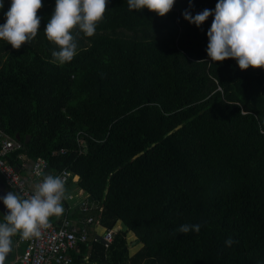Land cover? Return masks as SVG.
<instances>
[{
  "label": "trees",
  "instance_id": "trees-1",
  "mask_svg": "<svg viewBox=\"0 0 264 264\" xmlns=\"http://www.w3.org/2000/svg\"><path fill=\"white\" fill-rule=\"evenodd\" d=\"M217 3L176 0L160 17L108 0L94 36L75 31L65 64L44 33L55 0L38 12L43 46L0 40V130L23 145L9 162L73 173L66 193L82 189L103 227H125L108 250L80 243L73 264L83 252L98 264H264V69L212 62L214 15L200 27L183 16ZM186 224L201 230L179 233ZM128 231L142 244L132 256Z\"/></svg>",
  "mask_w": 264,
  "mask_h": 264
},
{
  "label": "clouds",
  "instance_id": "clouds-1",
  "mask_svg": "<svg viewBox=\"0 0 264 264\" xmlns=\"http://www.w3.org/2000/svg\"><path fill=\"white\" fill-rule=\"evenodd\" d=\"M129 10L148 9L160 17L173 10L176 0H127ZM108 0H55V9L48 20L44 33L47 40L58 47L52 52L59 64L71 62L77 55L76 30L86 36L95 35L97 25L104 19ZM4 0H0L3 9ZM192 0H189V8ZM43 0H11L5 13V23L0 25V40L7 41L19 50L29 44L40 30ZM214 15L207 31V55L212 62L234 59L241 70L264 69V0H218L213 10L204 9L193 16L189 10L183 12L184 19L200 27ZM200 62V61H199ZM212 64V63H210ZM65 181L60 176L46 175L35 186L34 193L24 198L9 191L0 197L8 210L5 222L0 223V264L12 251V237L20 234L24 240L39 237L41 229L49 227L52 216L64 212L62 201L68 199ZM201 225H181L178 232L199 233ZM234 241L229 238L226 246Z\"/></svg>",
  "mask_w": 264,
  "mask_h": 264
},
{
  "label": "built area",
  "instance_id": "built-area-1",
  "mask_svg": "<svg viewBox=\"0 0 264 264\" xmlns=\"http://www.w3.org/2000/svg\"><path fill=\"white\" fill-rule=\"evenodd\" d=\"M82 137V136H81ZM82 151L87 149L86 142L79 140ZM23 145L20 141L11 138L9 135L1 134L0 138V177L10 190L16 191L24 198L30 197L35 190V186L43 180L46 175L60 176L65 181V186L69 182H78L79 177L64 170L55 173L50 170V165L44 160H39L31 164L28 176L22 174L26 171L24 157H20L21 166H15L8 160L13 153L22 151ZM64 154V152H63ZM27 172V171H26ZM69 200H74L77 195L71 194ZM83 199V198H82ZM80 202V210L86 216L84 221L75 223L67 211L58 222L49 219V227L41 229L39 237L29 240L20 238L18 246L24 249L16 250V256L5 264H73L72 251H76L80 243L88 241L87 224L99 222V217L92 214L97 209L96 204L89 199ZM64 201V200H63ZM62 201V204H63ZM102 244L108 250L114 241V229H107L101 237Z\"/></svg>",
  "mask_w": 264,
  "mask_h": 264
},
{
  "label": "crops",
  "instance_id": "crops-1",
  "mask_svg": "<svg viewBox=\"0 0 264 264\" xmlns=\"http://www.w3.org/2000/svg\"><path fill=\"white\" fill-rule=\"evenodd\" d=\"M25 158V157H24ZM25 163L27 165V168H26V171H23L22 174L25 175V176H28L29 175V172H30V169H31V162H29V160H27L26 158L24 159ZM1 179V178H0ZM6 187V186H5ZM6 190L9 192V191H13L15 193H17L16 191L14 190H10L8 187H6ZM77 188H75L72 192H69V193H66V195L69 197L71 194H76L78 197H76L74 200H69V199H64V202L62 204L63 208H64V212L60 215V216H52L51 217V220L55 221V222H58L60 220V218L67 212L69 211V214H70V217L72 218V220L75 222V223H79L81 224L84 219H85V215L84 213L81 212L80 210V202H81V199L84 200V199H89L88 196H81V193L77 194ZM18 194V193H17ZM94 215V214H93ZM96 216V215H95ZM5 222V221H4ZM100 227H103L100 222H94V223H91V224H87V229H88V241H99L101 240V237L103 236V234L105 233V227L104 228V233H101L100 232ZM16 237V235H14ZM14 236L12 237V242H13V238ZM19 244V237L16 238V244H14L13 242V247H14V251L16 249H22L23 246H18ZM141 249V248H140ZM139 249V250H140ZM138 250V251H139ZM77 254H81L82 252L80 251L79 247L77 248V250L75 251ZM78 255V256H79ZM80 264H98L96 262H92L90 261V254L89 253H85L83 252V258L81 259V262Z\"/></svg>",
  "mask_w": 264,
  "mask_h": 264
},
{
  "label": "rangeland",
  "instance_id": "rangeland-1",
  "mask_svg": "<svg viewBox=\"0 0 264 264\" xmlns=\"http://www.w3.org/2000/svg\"><path fill=\"white\" fill-rule=\"evenodd\" d=\"M80 37H81V39H85V34L83 33V32H81V34H80ZM43 41H44V39H42V38H38L37 36L30 42L31 44H35V45H40V46H43V45H41L42 43H43ZM50 43H52V42H50ZM0 45H1V43H0ZM54 50H58V47L56 46V47H54L53 48V51ZM51 53H52V49H51ZM1 134H5L4 132H2L1 130H0V138H1ZM5 135H7V134H5ZM85 134H82V137H81V140L83 139V136H84ZM14 139V138H13ZM16 139V138H15ZM17 140V139H16ZM18 141V140H17ZM21 142V141H20ZM87 153V149H85L84 151H82L81 150V148H80V154H86ZM14 154V153H13ZM12 156V155H11ZM10 157V156H9ZM1 178V177H0ZM1 180H2V178H1ZM3 181V180H2ZM74 183H77V182H74ZM5 184V183H4ZM6 186V185H5ZM78 192H77V194H79V193H81V195H80V197L81 196H85V193H84V191L82 190V189H79V190H77ZM78 197V196H77ZM64 202V201H63ZM94 202V201H93ZM95 203V202H94ZM95 210V209H94ZM95 215V214H94ZM0 217L2 218L3 216L2 215H0ZM2 221H3V223H4V221H5V219H4V217L2 218ZM107 229H114V237H115V235H116V232L120 229V230H124L125 229V227H124V225L121 223V222H118L117 223V225H116V227H114V228H105V231L107 230ZM100 232L101 233H104V228L103 227H100ZM16 238H17V234H16V237L14 236V238H13V242H14V244H16ZM21 238V237H20ZM20 238H19V240H20ZM127 242H128V247H127V253L128 254H131V256L133 255V254H135L141 247H142V244H137V242H136V237H135V234L133 233V232H131V231H128V233H127ZM88 242V241H87ZM111 248V247H110ZM110 248H108V249H110ZM17 250V249H16ZM16 250L14 251V249H13V255H12V258L8 261V262H10V261H12L13 259H14V256H16ZM7 263V262H6Z\"/></svg>",
  "mask_w": 264,
  "mask_h": 264
},
{
  "label": "water",
  "instance_id": "water-1",
  "mask_svg": "<svg viewBox=\"0 0 264 264\" xmlns=\"http://www.w3.org/2000/svg\"><path fill=\"white\" fill-rule=\"evenodd\" d=\"M16 139H17L18 141H22L20 136H17ZM26 142H28V140H27ZM7 193H8V191L6 190L5 184H4V182L0 179V197L5 196ZM6 214H8V210H7L6 206L3 204V201L0 200V215H2V216L4 217ZM3 217H2V218H3ZM2 218L0 217V223H3ZM11 239H12V238H11ZM13 249H14V247H13V242H12V251H11V253L8 255V257L6 258L5 263L8 262V261L12 258V255H13Z\"/></svg>",
  "mask_w": 264,
  "mask_h": 264
}]
</instances>
